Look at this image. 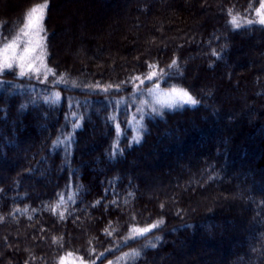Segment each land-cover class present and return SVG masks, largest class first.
Here are the masks:
<instances>
[{"label": "trees", "instance_id": "16d2710c", "mask_svg": "<svg viewBox=\"0 0 264 264\" xmlns=\"http://www.w3.org/2000/svg\"><path fill=\"white\" fill-rule=\"evenodd\" d=\"M263 1L7 0L46 72L0 71V264H264Z\"/></svg>", "mask_w": 264, "mask_h": 264}, {"label": "rangeland", "instance_id": "374dc122", "mask_svg": "<svg viewBox=\"0 0 264 264\" xmlns=\"http://www.w3.org/2000/svg\"><path fill=\"white\" fill-rule=\"evenodd\" d=\"M7 0H0V12L1 13H8L9 11H12L14 8L12 6L5 3ZM11 2L16 0H8ZM15 3V2H13ZM21 3V2H20ZM264 3V1H263ZM16 5V4H15ZM18 9L21 7V5H16L15 8ZM118 7L116 5L110 6V11H107L106 9L102 10L103 12H109L108 15L110 16L112 13L118 12ZM32 25L29 26V23L27 24V27L24 30L23 36L20 38V41L18 44L7 48L5 50H0V71L7 70L9 68L6 67L8 63H11L13 66L11 69H16L17 73H21L23 71L24 75L30 74V75H44L46 72V65L43 61V47H42V35H41V15L40 13H36L32 17ZM63 39V36H62ZM71 48V47H69ZM26 49H32V51H28L26 53ZM66 49H67V43H66ZM76 49H73V52H75ZM20 57H25L23 60V67H21V60ZM43 63V64H42ZM21 75V74H20ZM181 91V90H177ZM149 98L152 99V101L158 105L163 106H179L186 103H183L180 101L176 96L175 93L172 91H165V90H152L149 92ZM161 192V190H160ZM143 194L145 195V191H143ZM197 205H201V202L199 200L197 201ZM205 227V231L211 233V230ZM222 225L215 226V229L221 230ZM216 231V232H217ZM215 232V233H216ZM166 260V259H165ZM164 262V260H163ZM60 264H90L82 260L78 256L74 255H65Z\"/></svg>", "mask_w": 264, "mask_h": 264}, {"label": "snow or ice", "instance_id": "6c2138e0", "mask_svg": "<svg viewBox=\"0 0 264 264\" xmlns=\"http://www.w3.org/2000/svg\"><path fill=\"white\" fill-rule=\"evenodd\" d=\"M47 8V4H43V5H40L39 7H36V8H33L31 10V12L29 13L28 15V23H29V26L32 25V17L36 14V13H40L41 16H43V13H44V10ZM258 15H261L262 18L260 19L259 23L261 25H264V3L261 4V12L258 13ZM232 23L233 24H236V20L233 19L232 20ZM9 47H12V45H9ZM28 51H32V49H26V53ZM25 59V57H20V60H21V67H23V60ZM175 63V62H174ZM12 64L11 63H8L6 65L7 68L11 69L12 68ZM21 76L24 75L23 71L20 73ZM153 76L154 74H150L148 76V79L149 80H152L153 79ZM139 79V78H137ZM173 92L175 93V96L180 100L182 101L183 103H186V104H191L193 106H195L197 104V101L191 97L186 91H177L176 89H173ZM158 223H162V222H158ZM158 226V224H151L150 227L148 228H144V229H136L137 232L140 233L141 236H143L145 233H149L151 232L153 229H155L156 227ZM153 247H155V245H153Z\"/></svg>", "mask_w": 264, "mask_h": 264}]
</instances>
